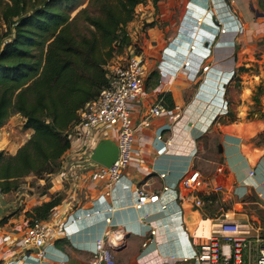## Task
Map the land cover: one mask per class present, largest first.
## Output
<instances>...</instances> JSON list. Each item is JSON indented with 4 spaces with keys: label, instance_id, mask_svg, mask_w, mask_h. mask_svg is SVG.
Instances as JSON below:
<instances>
[{
    "label": "crops",
    "instance_id": "crops-1",
    "mask_svg": "<svg viewBox=\"0 0 264 264\" xmlns=\"http://www.w3.org/2000/svg\"><path fill=\"white\" fill-rule=\"evenodd\" d=\"M205 2L185 0L182 6L175 0H159L156 6L147 0L137 6L136 16L142 24L155 18L164 22L147 27L150 38L142 52L149 71L146 93L132 116L139 125L149 109L161 102L174 118L169 114L153 116L149 127L139 129L134 164L110 191L102 182L90 181L88 170L79 181L80 172L76 180L69 179L70 164H62L44 178L27 176L38 178L35 187L23 183L17 191L0 192L2 198L12 199L8 204L15 210L20 208L18 215H11L0 226V264L39 262L36 250L24 248L21 240L29 213L54 197H60V202L47 217L51 230L42 264H92L96 241L107 229H120L124 234L125 245L115 250L118 264H197L193 255L224 211L239 221L253 223L264 234V94L259 102L255 100L258 86H264V74L248 61L250 47L244 42L241 20L231 9L236 1L229 6L226 0H209L208 9ZM198 15L203 17L200 24ZM219 26L228 32L220 34ZM192 43H197L194 50ZM186 59L191 65H184ZM205 64L210 65L207 71L202 70ZM108 131L104 138L116 144L117 131ZM159 133L163 140L157 137ZM169 138L173 143L168 146L165 140ZM204 140H214L212 151L216 154L201 163ZM4 148L0 144V150ZM189 166L224 185V192L202 208L185 202L179 209L175 191L165 194L167 210L158 203L135 207L132 183L146 184L154 192L165 183L176 185ZM162 172L167 173L165 178L160 176ZM23 186L28 190H22ZM107 207L113 210L73 221L78 213ZM181 222L190 236L185 235ZM152 227L156 235L143 246Z\"/></svg>",
    "mask_w": 264,
    "mask_h": 264
},
{
    "label": "trees",
    "instance_id": "trees-1",
    "mask_svg": "<svg viewBox=\"0 0 264 264\" xmlns=\"http://www.w3.org/2000/svg\"><path fill=\"white\" fill-rule=\"evenodd\" d=\"M91 1L100 5L99 14L86 16L90 34L77 35L73 0H0L6 26L0 33V129L20 113L33 130L16 153L0 150L1 193L17 191L24 177L44 178L61 168L80 111L109 83L106 65L133 44L127 26L147 0ZM262 94L259 85L256 102ZM59 202L54 197L28 216L47 219Z\"/></svg>",
    "mask_w": 264,
    "mask_h": 264
},
{
    "label": "built area",
    "instance_id": "built-area-1",
    "mask_svg": "<svg viewBox=\"0 0 264 264\" xmlns=\"http://www.w3.org/2000/svg\"><path fill=\"white\" fill-rule=\"evenodd\" d=\"M205 1L206 9L210 8L209 0ZM230 1L235 3L236 0ZM198 5L201 6V4ZM202 20L203 17L198 15L196 22L200 24ZM219 27L220 34L228 32L225 26ZM190 48L196 49L197 43H192ZM127 52L126 56L115 57L106 65L109 83L97 98L88 102L80 111L79 121L72 126L69 132L71 147L62 158L63 166L70 164L69 179L76 180V173L80 172L79 181L83 179L85 170H88L89 180L94 183L102 182L109 191L125 178L126 169L134 164L135 141L139 129L149 127L153 116L169 114L174 118V113L158 102L149 109V114L142 119L140 124L136 125L132 111L137 102L145 96L149 71L146 58L141 51H137L135 46L131 45L127 48ZM184 65H191V61L186 59ZM209 67V64H205L202 70L207 71ZM108 130L117 131L116 144L118 147V157L110 166L101 164L92 158L94 149L100 140L107 136ZM157 137L163 140L162 133H159ZM165 141L169 146L173 143V138ZM77 168L80 170L77 171ZM254 173L255 171L252 170L251 175ZM166 175V172L160 173L162 178ZM131 187L135 192L137 209H143L147 203H158L162 210L169 208L164 200L165 194L169 191H175L180 209L185 202L191 203L195 208H202L213 202L215 195L225 190L224 185L205 177L194 166H189L174 186L165 183L160 190L154 192H151L146 184L132 183ZM112 210V207H107V209L96 208L78 213L73 221ZM106 220L110 222L111 218L106 216ZM181 225L184 227L185 235L190 236L187 227L182 222ZM50 230V223L47 219L30 217L21 243L28 250H36L39 259L37 264H42L40 260L46 256L45 247L50 238ZM154 235H156V229L152 227L143 246L152 242ZM123 240L124 234L120 229H107L96 241L91 263L118 264L115 250L125 245ZM188 259L184 257V260ZM193 259L197 264H264V234L253 223L239 221L229 211H224L213 222L211 235L200 244Z\"/></svg>",
    "mask_w": 264,
    "mask_h": 264
},
{
    "label": "rangeland",
    "instance_id": "rangeland-1",
    "mask_svg": "<svg viewBox=\"0 0 264 264\" xmlns=\"http://www.w3.org/2000/svg\"><path fill=\"white\" fill-rule=\"evenodd\" d=\"M28 1H32L33 3V0ZM166 1L171 2L172 0ZM175 1L177 3L180 2L182 6L185 3V0ZM226 2L229 6H231L232 3L230 0H226ZM238 4L242 5L238 6ZM71 6L73 8L72 17H76L73 21L75 33L77 35L90 34L91 26L86 21V16L88 14H99L100 5L92 2L91 0H73ZM253 7L255 11L252 9ZM82 9H85V12L82 11L80 14H78ZM231 9H233L234 14L237 15L241 20V28L245 35L244 42L248 43L250 47V50H248L247 52V56L249 57L248 61H251L254 64L251 67L255 71H259L260 73L264 74V0H236V4L231 6ZM256 11H258V15L256 14ZM154 17H156V12ZM154 21L155 22L153 24L152 20L151 24L147 23L146 21L144 22V24H142L140 18L135 15L134 20L128 24L127 29L132 37V45L135 46V49L137 51L144 52V48L148 45L147 41L150 38V35L147 32V27H150V25L154 26L157 23L159 26H162L161 23L164 22L163 20H157L156 18ZM5 31V24L3 23V21H0V33H3ZM127 53L128 52L126 48L123 53L116 56V58L126 56ZM32 132V129H27L25 127V117L20 113H16L11 116L1 127L0 144L5 145V152L12 153L15 150H18L24 143L27 142V140L31 137ZM214 140L213 142H210L209 140L203 141L205 147L203 148V153H201L202 158L199 160L201 161V163L205 162V159L208 160L210 158H214V155L216 154L214 151H212ZM21 181L22 184L31 183V185H34L35 187L37 186L38 178L24 177ZM22 190L25 191L28 189L26 186H23ZM11 202V198L4 199L1 197L0 193V226H4L8 222L11 215L15 213H17L18 215V212L20 211V208L15 210V208H13L11 204H8Z\"/></svg>",
    "mask_w": 264,
    "mask_h": 264
},
{
    "label": "water",
    "instance_id": "water-1",
    "mask_svg": "<svg viewBox=\"0 0 264 264\" xmlns=\"http://www.w3.org/2000/svg\"><path fill=\"white\" fill-rule=\"evenodd\" d=\"M118 157L117 145L108 138L100 140L92 153V158L104 165H112Z\"/></svg>",
    "mask_w": 264,
    "mask_h": 264
}]
</instances>
